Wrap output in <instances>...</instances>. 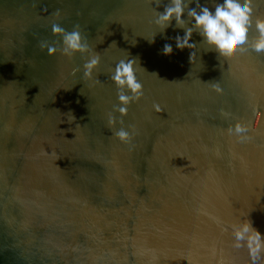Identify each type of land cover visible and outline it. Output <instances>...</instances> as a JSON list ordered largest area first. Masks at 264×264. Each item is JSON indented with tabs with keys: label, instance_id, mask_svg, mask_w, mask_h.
I'll return each mask as SVG.
<instances>
[{
	"label": "water",
	"instance_id": "1",
	"mask_svg": "<svg viewBox=\"0 0 264 264\" xmlns=\"http://www.w3.org/2000/svg\"><path fill=\"white\" fill-rule=\"evenodd\" d=\"M169 2L0 0V264H253L235 232L264 235V0L245 45L194 32L192 62L154 23ZM53 25L99 57L91 78ZM128 59L139 97L111 79Z\"/></svg>",
	"mask_w": 264,
	"mask_h": 264
},
{
	"label": "clouds",
	"instance_id": "2",
	"mask_svg": "<svg viewBox=\"0 0 264 264\" xmlns=\"http://www.w3.org/2000/svg\"><path fill=\"white\" fill-rule=\"evenodd\" d=\"M193 4L195 7L191 6ZM252 11L251 0H219L212 9L201 4L200 0H170L164 6L163 11L157 13L154 23L160 32H165L173 21L177 27L183 29L184 35H178L175 38L176 49L180 51L188 49L189 60L192 62L196 48L192 43L194 32L199 34L208 49L214 50L218 55L229 54L247 43ZM256 29L260 33V37L252 47L257 52L264 51V20L257 19ZM53 33L62 37L63 50L66 55L89 54V58L84 64V75L91 78L93 72L98 68L100 60L97 55L89 53L88 45L83 42L80 33L75 30L66 32L58 25H53ZM150 42H154V38ZM162 52L165 56H171L173 54L172 45L166 43ZM48 54L55 56L56 49L49 47ZM136 62L135 59L119 61L111 75L112 81L121 90L127 88L133 97L142 95V86L135 74ZM133 97L121 91L118 96L121 104L118 111L121 115H126V106ZM114 123V118L110 116L109 124ZM116 136L123 142L130 139L129 133L123 129L116 132ZM235 237L237 241H247L252 262L256 264V261L261 257V252L264 251V235L256 230L250 221H246L236 230Z\"/></svg>",
	"mask_w": 264,
	"mask_h": 264
}]
</instances>
